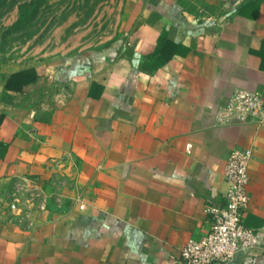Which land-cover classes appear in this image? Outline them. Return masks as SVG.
Here are the masks:
<instances>
[{
  "label": "crops",
  "instance_id": "crops-1",
  "mask_svg": "<svg viewBox=\"0 0 264 264\" xmlns=\"http://www.w3.org/2000/svg\"><path fill=\"white\" fill-rule=\"evenodd\" d=\"M123 27L5 85L0 200L39 190L0 215V264H175L225 204L237 148L258 242L231 264H264V113L218 122L236 90L264 99V0H131Z\"/></svg>",
  "mask_w": 264,
  "mask_h": 264
},
{
  "label": "rangeland",
  "instance_id": "rangeland-1",
  "mask_svg": "<svg viewBox=\"0 0 264 264\" xmlns=\"http://www.w3.org/2000/svg\"><path fill=\"white\" fill-rule=\"evenodd\" d=\"M131 0H0V99L17 71L33 73L53 58L118 41ZM39 189L26 180L0 200V215L25 208Z\"/></svg>",
  "mask_w": 264,
  "mask_h": 264
},
{
  "label": "built area",
  "instance_id": "built-area-1",
  "mask_svg": "<svg viewBox=\"0 0 264 264\" xmlns=\"http://www.w3.org/2000/svg\"><path fill=\"white\" fill-rule=\"evenodd\" d=\"M264 99L258 92L236 90L220 109L218 122L246 121L261 117ZM250 148H237L228 154L224 177L228 184L225 204H208L206 212L211 218V228L200 238L190 239L181 250L175 264H231L239 252L256 247L257 232L245 225L244 216L249 206Z\"/></svg>",
  "mask_w": 264,
  "mask_h": 264
},
{
  "label": "trees",
  "instance_id": "trees-1",
  "mask_svg": "<svg viewBox=\"0 0 264 264\" xmlns=\"http://www.w3.org/2000/svg\"><path fill=\"white\" fill-rule=\"evenodd\" d=\"M37 77L36 73H29L27 71L14 72L8 79L6 88L10 90H22L25 86L34 82Z\"/></svg>",
  "mask_w": 264,
  "mask_h": 264
}]
</instances>
